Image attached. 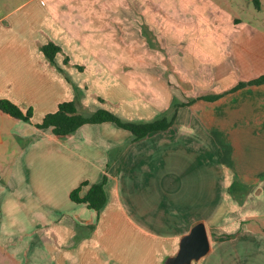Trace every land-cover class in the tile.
<instances>
[{"label":"crops","instance_id":"0c3cea01","mask_svg":"<svg viewBox=\"0 0 264 264\" xmlns=\"http://www.w3.org/2000/svg\"><path fill=\"white\" fill-rule=\"evenodd\" d=\"M39 2L0 12V99L32 109L28 122L0 111V143L6 136L4 146L17 149L10 164L0 154V169L29 174L7 185L16 193L3 200L9 221L25 216L28 223L22 256L4 251L11 264H164L197 221L206 226L210 249L194 264H264V83L228 92L233 80L228 88L202 90L177 103L166 96L158 107L160 99L141 96L136 81L117 80L118 71L133 78L139 72L124 70L125 59L93 46L106 40L101 34L110 7L90 0ZM229 24L220 37L228 36L238 54L230 76L246 81L263 75L264 32ZM49 41L61 48L55 63L40 50ZM248 52L255 58L239 56ZM104 85L110 94H99ZM218 93L213 101L200 98ZM72 99L82 114L102 107L127 121L173 120L137 141L111 122L84 124L65 138L36 127L58 103ZM174 106L176 113L168 115ZM3 122L17 129L6 131ZM103 178L107 202L99 215L70 199L81 182H88L83 195Z\"/></svg>","mask_w":264,"mask_h":264},{"label":"rangeland","instance_id":"374dc122","mask_svg":"<svg viewBox=\"0 0 264 264\" xmlns=\"http://www.w3.org/2000/svg\"><path fill=\"white\" fill-rule=\"evenodd\" d=\"M90 1L93 2L92 5L110 7L105 13L109 19L107 31L101 34L102 39L106 38L107 41L93 46L104 50L109 57L119 55L118 58L125 59L124 70L139 72L133 78L118 71L117 80L130 86L136 81L141 96L149 100L150 97L160 99L156 102L160 104L158 107L164 105L166 96L167 99L175 98L177 103L202 90L211 89L214 92L220 88H228L233 80H238L237 83L248 81L238 79L240 77L233 73L230 76L229 66L235 62L238 54L235 53L234 43L228 41V36L224 39L220 36L227 34L231 25L229 23L236 21L251 24L264 32V0H258L259 7L254 0ZM39 3V0H0V12L16 11L21 6H40ZM94 37L97 38L95 35ZM116 38L119 46H115ZM239 56L254 57V53ZM225 60L226 65L222 68ZM183 74L185 77L182 80ZM150 85L155 86V89ZM162 85L167 87V95ZM99 94H110V91L104 85L99 88ZM172 113H176L175 106L167 114ZM8 118L16 121L10 116ZM2 126L6 131L11 130L10 128L17 129L16 124L3 122ZM8 141L5 136L0 143V154L2 160L10 164L17 159V149L11 145L5 147ZM26 172L25 169H0V264H11L9 254L4 251L16 250L21 257V251L28 244L24 235L28 230L26 217L23 216L20 221L16 218L11 222L5 215L3 206L6 194L16 193V190L8 193L7 185L17 184L22 178L25 180ZM27 177L29 178L28 172ZM244 194L242 190L236 196L241 201Z\"/></svg>","mask_w":264,"mask_h":264},{"label":"trees","instance_id":"16d2710c","mask_svg":"<svg viewBox=\"0 0 264 264\" xmlns=\"http://www.w3.org/2000/svg\"><path fill=\"white\" fill-rule=\"evenodd\" d=\"M254 2L259 7L258 0H254ZM40 50L51 63H55V55L61 51V48L49 41L42 44ZM67 61L68 58L66 57L64 62L67 63ZM262 83H264V74L246 82H238L230 88L228 92L235 91L244 86L259 85ZM222 94L223 93L202 95L200 98L206 101H213L219 98ZM0 111L25 122L30 121L32 116L31 108L22 111L16 104L6 98L0 99ZM172 120L166 117H160L147 122L127 121L116 115L114 112L102 107L97 108L89 115H84L79 111V103L77 99H72L58 103L56 110L44 114L41 121L35 125L40 129L49 128L55 136L65 138L74 133L84 124L111 122L114 125L129 131L132 134V140L137 141L151 132L168 129L172 124ZM236 184L237 181L234 180L230 185V190H232ZM85 185H88L87 181L81 182L77 187L70 191L69 197L72 201L84 204L87 208L94 210L96 214L99 215L107 202V194L104 188L105 178L99 182L89 184L85 193L80 195L81 188Z\"/></svg>","mask_w":264,"mask_h":264},{"label":"water","instance_id":"95a60500","mask_svg":"<svg viewBox=\"0 0 264 264\" xmlns=\"http://www.w3.org/2000/svg\"><path fill=\"white\" fill-rule=\"evenodd\" d=\"M210 249V240L204 222H195L189 231L183 234L177 251L168 255L164 264H194Z\"/></svg>","mask_w":264,"mask_h":264}]
</instances>
